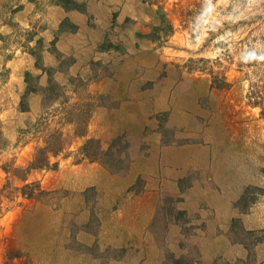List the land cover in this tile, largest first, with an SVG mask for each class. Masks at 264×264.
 Returning <instances> with one entry per match:
<instances>
[{"label":"rangeland","instance_id":"1","mask_svg":"<svg viewBox=\"0 0 264 264\" xmlns=\"http://www.w3.org/2000/svg\"><path fill=\"white\" fill-rule=\"evenodd\" d=\"M75 1L0 0V264H264V0Z\"/></svg>","mask_w":264,"mask_h":264},{"label":"crops","instance_id":"2","mask_svg":"<svg viewBox=\"0 0 264 264\" xmlns=\"http://www.w3.org/2000/svg\"><path fill=\"white\" fill-rule=\"evenodd\" d=\"M29 5H26L25 7V10L28 11L29 10ZM59 7L57 5H53L50 7V10L54 12V10H57L58 12L61 10V9H58ZM25 10L22 9L20 10V14L18 13V16L17 18L21 19V20H24L23 16H24V13H25ZM52 12V13H53ZM74 17V22H76L78 24V27L76 29L75 32H70L68 34H66V38H69L68 40L71 39L72 41V46H73V49H71V52L77 56L79 58V54H80V50H81V46H80V43L78 42V40H80V37H82L81 35V32L86 28V25H84L81 20L83 19H78L79 17V12H73L71 13ZM66 15V14H65ZM81 18V16H80ZM60 21V18L56 20H54V23H56V25L58 24V22ZM44 35H47L45 33H43ZM62 43H63V38L60 37L56 43V45L58 46V48L60 50H63L62 48ZM44 55V58H48V53L44 52L43 53ZM77 58L76 62L79 61V59ZM34 63V60H32V58L28 55H26L25 53L21 52L20 54H15L14 57H11L10 59H8L7 61V64L9 65L10 67V78L8 80V83L6 84L5 83V90L8 92L9 96H15L14 95V92H15V84L16 83H21L23 81L22 79V75L24 73V71L27 69V68H32L33 66H31L30 64L33 65ZM43 76V74L41 75V77ZM18 111V109H16V107H13L12 105V101H10V104H9V107L6 108V113H11V112H16ZM18 112H21V111H18ZM27 112V111H25Z\"/></svg>","mask_w":264,"mask_h":264},{"label":"trees","instance_id":"3","mask_svg":"<svg viewBox=\"0 0 264 264\" xmlns=\"http://www.w3.org/2000/svg\"><path fill=\"white\" fill-rule=\"evenodd\" d=\"M60 3H62L66 8H76L78 7L77 3L75 0H59ZM172 30V26H170V29L169 31ZM7 71V69H6ZM212 86L215 84L216 87H228L229 86V82L223 78H219L218 76L214 75L213 76V81H212ZM220 87V88H221ZM255 94L254 95H251V92L249 93L248 92V104H250L251 106H260L261 107V111L262 113L264 114V94H262L260 91H255L254 92ZM93 142L92 139H87L83 145L80 147V152L82 153L83 156L85 157H88V158H94L92 156V154H90L89 152V145L90 143ZM44 147V146H43ZM42 150H40V153L44 152V148H40ZM44 149V150H43ZM53 154H56L60 148H56V149H49ZM35 158H33L32 162L30 163V167L34 168H38V167H41V168H55V166L57 165V162H50V159H49V156H44V157H41V156H37L36 155L34 156ZM27 186H31V188L29 190H26L25 188ZM40 188L39 184L37 182H32V183H25L21 188H20V192H21V195L23 196H26V197H34V191L36 189ZM41 189V188H40ZM2 191V190H0ZM41 191V190H40ZM41 193V192H40Z\"/></svg>","mask_w":264,"mask_h":264}]
</instances>
